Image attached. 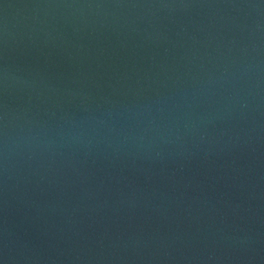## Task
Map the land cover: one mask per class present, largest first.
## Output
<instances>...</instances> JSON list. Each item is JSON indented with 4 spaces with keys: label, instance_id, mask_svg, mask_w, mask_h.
<instances>
[{
    "label": "water",
    "instance_id": "1",
    "mask_svg": "<svg viewBox=\"0 0 264 264\" xmlns=\"http://www.w3.org/2000/svg\"><path fill=\"white\" fill-rule=\"evenodd\" d=\"M0 264H264V0H0Z\"/></svg>",
    "mask_w": 264,
    "mask_h": 264
}]
</instances>
